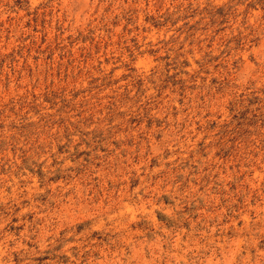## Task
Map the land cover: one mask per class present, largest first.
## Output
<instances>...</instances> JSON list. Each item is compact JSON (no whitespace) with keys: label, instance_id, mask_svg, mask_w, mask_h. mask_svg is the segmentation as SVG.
I'll use <instances>...</instances> for the list:
<instances>
[{"label":"rangeland","instance_id":"1","mask_svg":"<svg viewBox=\"0 0 264 264\" xmlns=\"http://www.w3.org/2000/svg\"><path fill=\"white\" fill-rule=\"evenodd\" d=\"M0 264H264V0H0Z\"/></svg>","mask_w":264,"mask_h":264}]
</instances>
